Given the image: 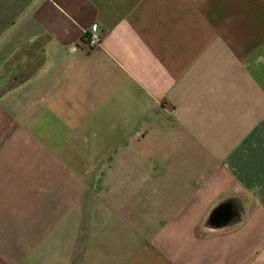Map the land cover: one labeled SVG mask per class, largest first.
<instances>
[{
	"label": "crops",
	"instance_id": "0c3cea01",
	"mask_svg": "<svg viewBox=\"0 0 264 264\" xmlns=\"http://www.w3.org/2000/svg\"><path fill=\"white\" fill-rule=\"evenodd\" d=\"M0 264H264V0H0Z\"/></svg>",
	"mask_w": 264,
	"mask_h": 264
},
{
	"label": "built area",
	"instance_id": "2783aa9c",
	"mask_svg": "<svg viewBox=\"0 0 264 264\" xmlns=\"http://www.w3.org/2000/svg\"><path fill=\"white\" fill-rule=\"evenodd\" d=\"M101 35L97 25H93L91 30L85 34V39L89 47L99 46L101 43Z\"/></svg>",
	"mask_w": 264,
	"mask_h": 264
}]
</instances>
